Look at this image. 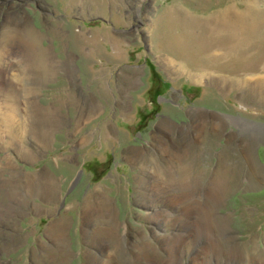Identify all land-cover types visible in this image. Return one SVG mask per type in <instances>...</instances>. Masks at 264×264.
I'll return each mask as SVG.
<instances>
[{"label": "rangeland", "instance_id": "rangeland-1", "mask_svg": "<svg viewBox=\"0 0 264 264\" xmlns=\"http://www.w3.org/2000/svg\"><path fill=\"white\" fill-rule=\"evenodd\" d=\"M0 264H264V0H0Z\"/></svg>", "mask_w": 264, "mask_h": 264}]
</instances>
